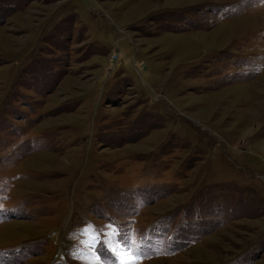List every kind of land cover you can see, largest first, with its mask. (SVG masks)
Returning a JSON list of instances; mask_svg holds the SVG:
<instances>
[{"label": "rangeland", "instance_id": "rangeland-1", "mask_svg": "<svg viewBox=\"0 0 264 264\" xmlns=\"http://www.w3.org/2000/svg\"><path fill=\"white\" fill-rule=\"evenodd\" d=\"M0 264H264V0H0Z\"/></svg>", "mask_w": 264, "mask_h": 264}]
</instances>
